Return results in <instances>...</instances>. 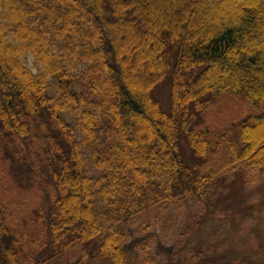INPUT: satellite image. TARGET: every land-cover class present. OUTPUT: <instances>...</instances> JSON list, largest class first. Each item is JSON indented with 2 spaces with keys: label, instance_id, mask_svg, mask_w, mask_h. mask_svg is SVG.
<instances>
[{
  "label": "trees",
  "instance_id": "16d2710c",
  "mask_svg": "<svg viewBox=\"0 0 264 264\" xmlns=\"http://www.w3.org/2000/svg\"><path fill=\"white\" fill-rule=\"evenodd\" d=\"M227 91L257 113L215 144ZM263 145L264 0H0V185L32 195L0 219V264H136L133 219L203 198L219 148L218 169Z\"/></svg>",
  "mask_w": 264,
  "mask_h": 264
},
{
  "label": "rangeland",
  "instance_id": "374dc122",
  "mask_svg": "<svg viewBox=\"0 0 264 264\" xmlns=\"http://www.w3.org/2000/svg\"><path fill=\"white\" fill-rule=\"evenodd\" d=\"M28 64L33 66V61L29 60ZM155 94L164 109L170 111L167 84L157 88ZM256 113L243 96L227 91L204 111L201 128H208L212 142L217 144V133L236 129L237 124ZM182 151L189 163L195 162L185 140ZM218 152L223 153L222 148ZM220 154L215 153L209 159L212 163L215 161L216 178L203 198L188 196L157 205L130 222L128 228L133 240H141L136 264H172V261L174 264H223L225 261L255 264L264 257V148L247 159L231 164L226 160L218 169ZM1 165L0 177H3L9 162L0 151ZM18 194L9 192L6 183L0 185V219H6L7 213L14 210L20 211L16 210L18 205L30 208L32 195ZM14 196L22 197V201L16 202ZM34 206L37 207L35 201ZM203 217L205 221H201ZM158 243L172 246L174 259L157 250ZM79 254L71 255L68 264L75 263Z\"/></svg>",
  "mask_w": 264,
  "mask_h": 264
}]
</instances>
